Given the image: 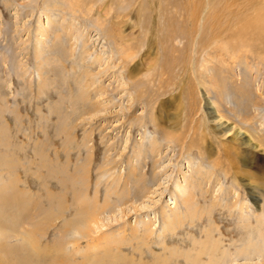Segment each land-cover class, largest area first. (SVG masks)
Here are the masks:
<instances>
[{
	"label": "rangeland",
	"instance_id": "rangeland-1",
	"mask_svg": "<svg viewBox=\"0 0 264 264\" xmlns=\"http://www.w3.org/2000/svg\"><path fill=\"white\" fill-rule=\"evenodd\" d=\"M263 3L0 0V264H264Z\"/></svg>",
	"mask_w": 264,
	"mask_h": 264
},
{
	"label": "bare ground",
	"instance_id": "bare-ground-1",
	"mask_svg": "<svg viewBox=\"0 0 264 264\" xmlns=\"http://www.w3.org/2000/svg\"><path fill=\"white\" fill-rule=\"evenodd\" d=\"M262 8H264V3L262 4ZM258 12H260V11H257V19L256 20H254L255 22L252 24L253 26L252 27H255V29L257 28V38H259V39H261L260 41H261V44H260V46H257V52L258 51H261V52H264V12L262 13V14H258ZM253 20V19H252ZM241 21H243V22H245V19H242ZM248 22V21H247ZM249 24L250 23H248V24H244V27L247 29V28H249ZM251 26V25H250ZM254 29V30H255ZM251 30H252V28H251ZM250 30V31H251ZM248 31V30H247ZM246 31V32H247ZM252 33V32H251ZM253 34V33H252ZM79 37V36H78ZM248 40V39H247ZM217 41V40H216ZM259 41V40H258ZM250 42H251V40H250ZM261 63H263L264 64V59H261V60H259ZM208 92H209V90L207 89V88H205V91H204V93H205V95H206V97H205V101H206V103L208 104V101H209V96H208ZM159 93H157L156 95H158ZM176 99H178V97L177 96H171L170 97V100L172 101V102H176L175 100ZM218 117V116H217ZM192 120V118L191 117H187V119H186V122H190ZM185 129V128H184ZM183 133V132H182ZM243 134L240 132V131H237L236 132V134H235V136L234 137H240V136H242ZM249 142H251L250 140H249ZM252 146H254L255 148L257 147H261L259 144H252ZM264 149V148H263ZM262 149V150H263ZM151 151H153V146H151ZM77 169V168H76ZM60 170V169H59ZM83 170V169H82ZM82 170H80V171H82ZM57 172V171H56ZM236 172V171H235ZM58 173H59V171H58ZM62 173V172H61ZM74 173V172H73ZM86 173V172H85ZM82 174L81 172H75L73 175H71L69 178L71 179V184H72V191H71V193H72V198H75L76 199V197H77V199H78V201L80 202V204H82L84 207H83V209L82 208H80L82 211H84L85 212V218H83L82 220H83V222L76 228H73L74 229V233H75V236L77 237V236H80L79 238L81 239V238H83V236L84 237H87L88 235H90V233H91V231L93 232V231H95V230H97L98 229V221H99V218H98V214H100L102 211H103V207H100V208H96V207H90V208H87L84 204H86V195H87V192H88V182H87V176H86V174ZM89 176V175H88ZM75 181H79V183H80V185L79 184H77L76 185V183H75ZM10 184V183H9ZM78 186H79V188H78ZM79 189V190H78ZM18 193V192H17ZM21 193V192H20ZM48 193V195L50 196V198H53V197H55L54 196V194H52V192H47ZM64 194H62V196H63ZM60 196L59 195V197H55L54 199H56L57 200V202H58V200H60L59 201V204L61 205V203H62V199H65V196ZM3 197V196H2ZM14 198H15V196H13ZM21 199H20V201H22L23 200V202H25V204H24V206L28 203V201H26L27 200V198H22V194H21ZM19 197V198H20ZM7 198V197H6ZM13 198V199H14ZM19 198H16L17 200L16 201H18L19 200ZM96 198V195H95V197H94V199ZM12 199V198H11ZM13 199H12V201H13ZM50 201V200H49ZM77 201V200H76ZM84 204H83V203ZM31 203V202H30ZM29 203V204H30ZM107 202H106V200H105V204H104V206H106L107 204H106ZM57 204V203H56ZM61 207V206H60ZM20 208V207H19ZM23 210V209H22ZM52 211H49L48 212V214L47 215H45L46 216V218H44V219H47L49 216H50V214H52V216H53V213H51ZM61 213V212H60ZM59 213V214H60ZM46 214V213H45ZM58 213H56L55 215H54V217H59L60 215H59ZM51 216V217H52ZM37 233V232H36ZM33 234H35V232L33 233ZM77 240H79V239H76L74 242L75 243H72V246H74V248L76 247V245H78L77 243H78V241ZM26 246V245H25ZM22 247H24V246H22ZM37 248V243H36V238H32V241H31V243H30V245H29V249H36ZM26 249V247L25 248H23L22 250H25ZM60 249V248H59ZM5 250V247L4 246H2V245H0V252L1 251H4ZM30 252H32V251H30ZM8 253H10L9 251H7V254ZM23 253H24V251H23ZM57 253V252H56ZM12 254V256H13V261L11 262V264H33V261H32V259L31 258H29L30 257V253H29V257H25V253H24V255H22L21 254V251H19V250H13V253H11ZM27 254V253H26ZM60 255V254H59ZM32 256H34L33 254H32ZM36 256V255H35ZM34 256V257H35ZM53 256V255H52ZM62 256L60 255V256H56V257H53L50 261V264H64V262H63V259L61 258ZM21 258H28L27 260H23V261H20L21 260ZM49 258V257H48ZM1 259V258H0ZM50 259V258H49ZM111 259V258H110ZM109 259V260H110ZM36 260H37V258H36ZM35 260V261H36ZM39 260V259H38ZM116 260H121V261H123V260H126L125 258H119V259H117V258H113L108 264H114L115 262H116ZM47 262V261H46ZM102 262L103 261H97V263H99V264H102ZM43 263V262H42ZM38 264H40L39 262H38ZM73 264H84V262L83 261H81V262H74Z\"/></svg>",
	"mask_w": 264,
	"mask_h": 264
}]
</instances>
